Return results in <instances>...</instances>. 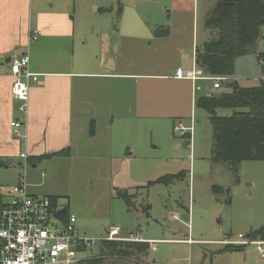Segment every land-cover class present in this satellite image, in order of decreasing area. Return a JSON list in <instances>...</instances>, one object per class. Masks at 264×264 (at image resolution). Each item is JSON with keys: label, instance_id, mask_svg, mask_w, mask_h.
Listing matches in <instances>:
<instances>
[{"label": "crops", "instance_id": "0c3cea01", "mask_svg": "<svg viewBox=\"0 0 264 264\" xmlns=\"http://www.w3.org/2000/svg\"><path fill=\"white\" fill-rule=\"evenodd\" d=\"M216 2L165 0L157 3L161 16L151 20L140 11L151 4L139 0L128 2L117 18L94 20L78 17L72 0H0V158L7 167L8 160H22L29 193L55 199L56 214L66 209L67 216H76L80 235L105 234L97 237L101 250L109 231L119 228L121 240L115 242L134 244L141 258L115 256L118 259L144 264L152 244L199 242L146 239L141 229L134 233L129 225L139 214L137 200L150 187L167 186L159 180L190 172L179 166L182 160L176 155L181 149L175 145L174 128L182 122L195 132L198 98L217 94L227 85L215 89L211 80L175 77L178 69H197V49L208 40L205 21ZM125 10L128 15L120 18ZM201 10L206 14L202 22ZM101 11L114 14L113 7ZM259 44L264 53V39ZM26 53L39 82L31 85L24 114L19 111L22 103L12 98L11 64L15 55ZM232 79L244 87L258 79L262 83L264 67L252 56L239 58ZM13 121L22 123L24 140L15 136ZM258 163L254 168L264 173V162ZM166 164L177 167L168 171ZM257 183L263 204L238 217L250 232L264 228V179ZM126 195L135 204L134 211L129 210ZM143 200V220L148 221L152 207ZM124 229L129 235L124 236ZM225 237L235 240L219 235L202 242L222 246L218 254L247 253L250 245L225 251L231 246L221 243Z\"/></svg>", "mask_w": 264, "mask_h": 264}, {"label": "rangeland", "instance_id": "374dc122", "mask_svg": "<svg viewBox=\"0 0 264 264\" xmlns=\"http://www.w3.org/2000/svg\"><path fill=\"white\" fill-rule=\"evenodd\" d=\"M76 6L77 16L88 17L94 20L117 18L121 8L125 5L139 0H72ZM165 0H141V2L150 3V8L140 10L155 20L161 16V9L158 2ZM121 4V5H120ZM157 4V5H156ZM102 7H113L112 16L104 14ZM99 9L100 11H97ZM205 12V11H204ZM124 15H128L125 10ZM120 15V14H119ZM204 16V17H203ZM206 14L200 12V20L204 21ZM117 20V19H116ZM207 39L215 35V32L207 29ZM264 39V30H262L261 40ZM207 40V41H208ZM259 40V42L261 41ZM257 49L248 56L254 57L257 65L264 67V62L259 63V55L264 54ZM262 83L260 80L244 83L246 87H257ZM225 88L219 90L221 93ZM218 92V93H219ZM219 114L230 115V111H220ZM197 127L193 134L192 147L188 137H181L175 134V145L180 146L181 153L176 155L182 162L179 166L183 170L190 172L185 174L182 179L175 180L170 186L154 185L145 192L146 205H150V219H144V197L140 196L137 200L139 214L132 219L130 227L134 228V233L138 229L142 230V237L146 239H167V240H194L198 243H176L164 242L152 244L144 255V264H264V258L261 257L256 247L250 245L246 248L247 253L233 252L228 254H218L222 246L203 243L202 241L216 240L219 235L232 236V239H238L239 234L249 239L250 227L238 222V217L246 209L256 207L261 202L260 191L257 184L259 179H264V173L261 170L258 173L255 165H261L258 162H248L241 165L238 176H234L232 171L223 164H216L212 161L213 152V130L209 117L203 110H197ZM190 145V146H189ZM170 154V153H169ZM191 155L192 161L189 164L188 155ZM9 167L0 166V196L5 200L10 196L13 187L19 182L20 173H23L24 163L20 159H15ZM29 167V166H28ZM168 171H174L173 167L165 165ZM223 187L222 192L216 193L215 187ZM253 192L256 195H253ZM231 202V203H230ZM188 211L192 214L189 218ZM140 225V227H139ZM124 236L129 235V231L124 229ZM80 235V234H79ZM92 239L91 246L84 251L82 257L86 260L82 264H134L124 259H140L141 256L127 248L124 243L118 242L120 251L124 254H112L108 251L102 252L100 240L105 234L97 236H85ZM248 236V238H247ZM97 237L99 239H97ZM109 241V240H108ZM117 243V242H116ZM224 247V246H223ZM225 248V247H224ZM227 248V247H226ZM134 254V255H133ZM143 256V255H142ZM99 260H101L99 262ZM92 261H96L92 263Z\"/></svg>", "mask_w": 264, "mask_h": 264}, {"label": "trees", "instance_id": "16d2710c", "mask_svg": "<svg viewBox=\"0 0 264 264\" xmlns=\"http://www.w3.org/2000/svg\"><path fill=\"white\" fill-rule=\"evenodd\" d=\"M205 28L215 35L198 47L196 66L208 77L231 80L221 93L199 97L196 108L207 113L212 125V161L226 165L237 177L244 162H264V82L257 87H244L232 79L236 61L257 49L264 28V0H217L205 21ZM160 34V30L157 31V35ZM259 60L264 62V54L259 55ZM223 110L231 114L221 116L219 112ZM185 174L165 176L159 183L168 186ZM214 191L220 193L223 189L215 187ZM124 200L130 211L136 209L130 196L126 195ZM51 201L56 205L55 199ZM249 239L264 241V228L251 231ZM120 243L134 251V244ZM119 248L115 241L102 243V250L115 255L124 254ZM237 250L241 247L227 246L225 249Z\"/></svg>", "mask_w": 264, "mask_h": 264}, {"label": "built area", "instance_id": "2783aa9c", "mask_svg": "<svg viewBox=\"0 0 264 264\" xmlns=\"http://www.w3.org/2000/svg\"><path fill=\"white\" fill-rule=\"evenodd\" d=\"M32 38L36 40L37 36L34 34ZM29 65L27 53L15 55L12 59L11 94L15 101L22 103L19 111L24 114L28 112L31 85L39 82V76L30 71ZM175 77L191 81L211 80L215 89H220L231 80L228 77H208L199 68L192 71L178 69ZM22 126L19 121L11 123L19 140L25 139ZM174 132L181 137L189 135V143L192 144L193 126L187 127L180 122ZM20 157L28 159L26 153ZM76 224L74 215H68L65 222L56 217L51 198L32 196L24 172L21 173L10 196L6 200L0 196V264H82L85 261L82 255L93 241L81 237ZM119 235L120 229L112 228L107 240H121ZM221 243L233 247L256 245L264 256V242L246 239L243 235H239L236 240L225 237Z\"/></svg>", "mask_w": 264, "mask_h": 264}, {"label": "water", "instance_id": "95a60500", "mask_svg": "<svg viewBox=\"0 0 264 264\" xmlns=\"http://www.w3.org/2000/svg\"><path fill=\"white\" fill-rule=\"evenodd\" d=\"M92 130H93V127H92ZM0 166L1 167H6L7 166L5 165V162L0 158ZM56 217L58 219H61V221L65 222L66 220V217H67V210L66 209H63L61 211H59L57 214H56Z\"/></svg>", "mask_w": 264, "mask_h": 264}]
</instances>
